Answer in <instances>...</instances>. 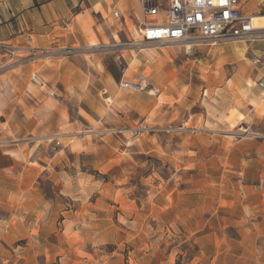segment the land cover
<instances>
[{
  "label": "crops",
  "instance_id": "obj_1",
  "mask_svg": "<svg viewBox=\"0 0 264 264\" xmlns=\"http://www.w3.org/2000/svg\"><path fill=\"white\" fill-rule=\"evenodd\" d=\"M237 4L243 16H264V0H238ZM160 5L166 6L165 1ZM114 12L119 15L114 16ZM141 21L140 0H0V242L27 239L30 222L42 240L57 238L49 255L58 258L60 264H125L117 251L110 256L91 254L86 246L89 243L130 244L127 264L173 263L180 243L170 251L161 249L159 240L143 229L146 219L141 217L140 207L134 210L128 205L126 213L115 217L112 207L95 212L97 204H82L74 212H64L71 214V221L65 220L57 231L55 216L62 210L52 209L47 218L37 186L45 173L55 174L57 185V173L52 168L68 164V156L74 160L80 155L90 156L93 170L103 176L123 171L128 147L133 152L139 145L136 140L78 133L86 127L94 130L108 120L115 121L109 118V111L120 119L124 114V119L132 122L149 111H159L157 101L161 96L140 94L118 85L130 82L127 72L140 63L134 57L136 50L124 44L138 39ZM243 42L218 43L213 56L236 62L243 52H249L252 58L264 60V40H253L249 45ZM66 49L71 51L69 55H64L62 50ZM147 57L154 60V66L170 67L166 59L176 60L168 51H149ZM121 68H125L123 74ZM34 73L46 88L31 82ZM254 77L257 81L264 78V61ZM239 78L230 80L232 86ZM48 91L56 92L60 99L47 96ZM255 92L250 101L257 100L258 90ZM162 95L163 108L169 110L175 99L166 89ZM109 102L112 110L107 108ZM207 115L211 126H179L195 134L196 144L206 148L187 161L202 178L200 182L208 180L205 190L198 191L195 198L179 195L173 202L164 203L162 220L171 228H182L185 235L181 242L193 238L196 264H264V250L258 247L264 242V139L225 136L230 126L214 123L218 118L214 110ZM251 127L256 130L258 126ZM47 133L55 134L57 145L49 160L44 152L48 145L41 139ZM124 145L126 151L120 150ZM76 176L78 179L83 174ZM97 183L91 185L93 190L101 189ZM60 187L61 192L71 189L70 184ZM223 195L230 196V201H225ZM191 199L196 200L195 206H189ZM153 210L156 212V208ZM45 227L52 229L51 235L45 234ZM63 243L67 244V252L61 255ZM27 254V247L18 254L0 248V261L28 264Z\"/></svg>",
  "mask_w": 264,
  "mask_h": 264
},
{
  "label": "rangeland",
  "instance_id": "obj_2",
  "mask_svg": "<svg viewBox=\"0 0 264 264\" xmlns=\"http://www.w3.org/2000/svg\"><path fill=\"white\" fill-rule=\"evenodd\" d=\"M251 42H243V44L249 45ZM215 46L199 40L166 46L143 45L140 50L134 52V57L140 63L137 68H130L127 72V77L132 81L128 83L146 87L126 89L140 94L150 93L161 96L157 101L159 111L156 109L155 114L149 111L140 116L139 120L132 122L130 118L124 119L123 113L120 119L114 111H109L112 110L111 102L104 103L108 106L109 118L112 117L111 119L115 121L108 120L103 126L94 130L86 127L78 133V136L95 135L96 138L106 136L109 139L136 140L139 145L133 152L128 147V162L121 166L123 171L119 169L106 176L100 175L93 170L91 157L80 155L75 160L68 156V164L63 163L52 168V171L57 173V185L54 184L55 174L45 173L39 178L37 186L41 198L43 197L41 201H44L46 206L47 218L52 209L62 210L59 216H55L59 224L55 228L57 231L62 229L65 220L71 221V214L64 212L67 210L74 212L82 204H97L95 212H98L100 208L112 207L115 217L119 213H126L128 205L133 206L134 210L138 206L141 208V217L146 219L143 229L148 236L159 240L161 249L166 247L170 251L180 243L172 264H196L194 257L197 248L193 238L181 242V239L184 240L182 235H185L182 228L177 225L169 227L164 224L165 220L161 217L163 216L161 208L164 207V203L173 202L179 195L195 198L199 194L198 191L202 188L205 190L204 184L208 181L205 179L204 184L200 182L202 178L199 179L191 164L187 163L189 158H194L196 151H205L206 148H200L196 144L195 134L187 129L182 130L179 126H211L212 121L208 120L210 116L207 113L209 110H214L218 118L213 122L218 123L219 126L231 128L225 136L236 140L244 137L264 139V99L257 87V79L254 77L264 60L260 59L258 64L247 61L246 59L251 61L254 59L249 52H243L236 62L217 58L213 56L214 49L217 48V45ZM62 51L64 55L71 53L67 49ZM149 51L157 54L168 51L176 57V60L171 62L168 58L166 59L165 62L170 64V67L154 66V60L147 57ZM43 55H46V52ZM183 64L184 67H182ZM237 77H240L239 82L236 86H232L230 80ZM165 89L175 99H172L169 110L163 108L165 98L162 93ZM254 90H258L257 100L250 101L251 94L256 93ZM169 111L172 113L169 114ZM251 126L258 127L255 130ZM53 135L55 134L47 133L41 138L48 145L44 150L48 160L52 158L57 146H55L56 139ZM119 149L126 151L127 146H120ZM76 173L79 177L83 174L82 178L75 179ZM89 175L92 178H89ZM96 181L101 188L98 191L91 187L93 183L95 186ZM211 181L214 180H209ZM64 184H70L71 189L61 192L63 187L60 186ZM222 198L230 201V196L223 195ZM191 202L189 206H195L196 200L191 199ZM155 208L156 212L153 210ZM149 214L152 216L150 221H148ZM153 215L156 216L154 220H152ZM45 229H47L46 235L52 234L51 228L45 227ZM37 232V227L29 222L27 239L0 242V248L17 251L18 254L27 247L28 264H60L58 258L54 259L49 255V251H53L57 245V238L46 242L42 240L40 233H38L39 237L37 236ZM41 235L43 236V233ZM86 246L91 254L95 252L97 255L104 253L110 256L109 254L117 251L123 257L125 264L129 261L132 250L131 245L125 243L123 245L109 243L105 246L89 243ZM258 247L264 250V242L259 243ZM60 252L61 255L67 252L66 243L60 245ZM92 257L89 256L91 261H93Z\"/></svg>",
  "mask_w": 264,
  "mask_h": 264
},
{
  "label": "built area",
  "instance_id": "obj_3",
  "mask_svg": "<svg viewBox=\"0 0 264 264\" xmlns=\"http://www.w3.org/2000/svg\"><path fill=\"white\" fill-rule=\"evenodd\" d=\"M160 1H165L166 6H161ZM237 3L238 0H140L139 37L124 45L140 50L143 45L185 44L199 40L211 45L264 40V24L254 25L252 17L241 14ZM113 14L119 15L118 12ZM259 62V58L253 59L255 64ZM124 71L125 68H121L122 74ZM30 79L40 89L46 88V83L36 73ZM120 85L124 88L146 87L128 82ZM257 87L264 99V78L257 81ZM46 94L60 99L56 92Z\"/></svg>",
  "mask_w": 264,
  "mask_h": 264
},
{
  "label": "bare ground",
  "instance_id": "obj_4",
  "mask_svg": "<svg viewBox=\"0 0 264 264\" xmlns=\"http://www.w3.org/2000/svg\"><path fill=\"white\" fill-rule=\"evenodd\" d=\"M253 23L256 26H262L264 24V18L263 17H255L253 18ZM244 46V45H243ZM246 48V47H245ZM242 49V48H241Z\"/></svg>",
  "mask_w": 264,
  "mask_h": 264
}]
</instances>
